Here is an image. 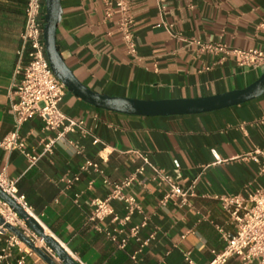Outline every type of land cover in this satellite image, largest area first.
<instances>
[{
    "label": "crops",
    "instance_id": "0c3cea01",
    "mask_svg": "<svg viewBox=\"0 0 264 264\" xmlns=\"http://www.w3.org/2000/svg\"><path fill=\"white\" fill-rule=\"evenodd\" d=\"M27 0H0V138L14 128L12 82L24 29ZM135 17L137 54L128 52L118 26L119 12L106 16L105 0H62L57 44L77 77L90 88L140 98L194 97L241 87L264 67L240 65L234 55L212 52L204 42L264 49V0H130ZM62 109L86 120L102 141L70 132L84 146L58 143L30 165L17 148L0 146V170L17 179L34 213L70 253L85 264H187L186 251L206 264L223 246L219 226L234 229L230 213L217 194L247 195L264 185L260 162L246 154L264 147V93L246 101L200 112L137 114L98 106L66 87ZM29 148L40 149L49 133L40 115L24 123ZM216 149L223 161H216ZM166 169L183 185L196 184L189 202L169 197L153 168L136 153ZM86 158L98 161L111 180L135 173L126 188L141 204L121 223L106 217L110 229L121 226L125 245L99 231L90 214L94 197H105L111 185L104 175L82 170ZM144 166L143 170H139ZM78 175L72 185L65 176ZM79 193L76 197L75 193ZM115 213L127 208L113 199ZM146 217L139 237L131 229ZM10 230L0 233V264H50L24 241L10 247ZM148 241H144L147 240ZM225 264H246L232 255Z\"/></svg>",
    "mask_w": 264,
    "mask_h": 264
},
{
    "label": "built area",
    "instance_id": "2783aa9c",
    "mask_svg": "<svg viewBox=\"0 0 264 264\" xmlns=\"http://www.w3.org/2000/svg\"><path fill=\"white\" fill-rule=\"evenodd\" d=\"M105 3L106 16H112L115 10H118V26L122 31L123 41L128 52L136 55L135 17L130 0H105ZM45 13V0H27L25 6L26 20L21 34V44L17 50L16 76L11 87L12 99L10 106L14 116V128L0 138V146L9 150L20 149L26 155L30 165L35 164L43 155L51 152L61 142H66L72 146L76 153H83L84 146L76 140L68 138L70 132L79 131L84 136L92 135L95 143L102 141L100 137L93 133L84 118L74 117L61 107L67 86L53 70L46 53L44 39ZM203 46L212 52L224 51L234 55L240 65L264 67V49L254 46H230L227 42L211 41L204 42ZM34 115L42 117L44 129L49 131L42 139L40 149L29 148L26 136L21 133L24 123ZM213 152L216 156V161L224 160V158L219 156L215 148H213ZM136 153L153 168L160 182L167 184L168 189L161 202L164 203L169 197L176 196L180 198L181 202L186 203L196 194L194 181L191 184L183 185L168 173L165 168L153 163L147 153L139 150H136ZM246 156L257 159L260 162V172L264 173V147L256 148L248 152ZM81 169L93 170L104 175V181L111 185V191L105 197L97 196L92 199L94 208L89 218L95 222V226L99 231L105 232L113 240L125 245L128 236L119 235L123 228L117 226L114 229H110L104 226L101 221L112 215L113 220H120L121 223H125L131 218L132 213L136 209L141 210V204L137 197L126 190L136 179L135 173L128 174L119 180H111L105 175L100 163L92 158H86L81 164ZM143 169L144 166L139 167V170ZM64 178L69 185H72L79 176H65ZM0 186L27 211L39 219L25 194L19 192L17 179L10 177L5 170H0ZM75 194L76 197L79 195L78 192ZM217 197L220 199L222 207L230 213L235 228L228 229L219 226L224 241L223 246L219 250H212L213 256L206 264H225L232 255L240 256L246 264H264V185L256 187L247 195L240 192H227L217 194ZM113 199H121L125 202L127 212L122 218L115 213L111 203ZM0 213L7 222L20 227L38 245L57 257L49 245L40 243V235L2 197H0ZM145 223L146 217L140 224L132 227L131 234L140 238L138 235L139 228ZM7 230L10 229L0 222V233ZM148 240L149 238L144 241ZM20 242H23V240L10 230L7 245L3 248L1 256L8 255L10 247L20 244ZM186 259L188 261L187 264H198L191 257L189 250L186 251ZM18 262L19 264H26L25 255H21Z\"/></svg>",
    "mask_w": 264,
    "mask_h": 264
},
{
    "label": "water",
    "instance_id": "95a60500",
    "mask_svg": "<svg viewBox=\"0 0 264 264\" xmlns=\"http://www.w3.org/2000/svg\"><path fill=\"white\" fill-rule=\"evenodd\" d=\"M45 5L44 39L46 53L53 70L70 90L98 106L137 114L200 112L240 103L264 93V69L244 86L194 97L140 98L111 95L94 90L77 77L58 47L57 26L62 15V0H45ZM0 197L7 201L26 223L43 237L45 242L57 254V257L38 245L20 227L7 222L0 213V222L16 233L34 251L50 264H81L53 233L46 230L44 224L38 218L27 211L1 186Z\"/></svg>",
    "mask_w": 264,
    "mask_h": 264
},
{
    "label": "rangeland",
    "instance_id": "374dc122",
    "mask_svg": "<svg viewBox=\"0 0 264 264\" xmlns=\"http://www.w3.org/2000/svg\"><path fill=\"white\" fill-rule=\"evenodd\" d=\"M40 243H42V244H47V243L45 242V240H44V241H42V242L40 241ZM47 245H48V244H47ZM56 255H57V254H56Z\"/></svg>",
    "mask_w": 264,
    "mask_h": 264
},
{
    "label": "bare ground",
    "instance_id": "6f19581e",
    "mask_svg": "<svg viewBox=\"0 0 264 264\" xmlns=\"http://www.w3.org/2000/svg\"><path fill=\"white\" fill-rule=\"evenodd\" d=\"M40 241L42 242V241H44V239H43V237L42 236H40Z\"/></svg>",
    "mask_w": 264,
    "mask_h": 264
}]
</instances>
